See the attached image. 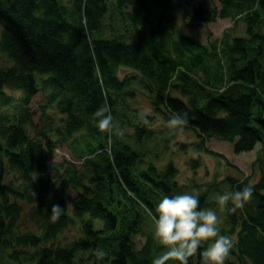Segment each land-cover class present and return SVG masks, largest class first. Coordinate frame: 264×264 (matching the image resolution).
<instances>
[{"label":"trees","instance_id":"16d2710c","mask_svg":"<svg viewBox=\"0 0 264 264\" xmlns=\"http://www.w3.org/2000/svg\"><path fill=\"white\" fill-rule=\"evenodd\" d=\"M219 1L224 12L231 9L243 17L248 38L207 44L178 29L168 31L176 23L175 0H116L132 29L127 39L92 38L107 13V0H73L77 20L61 0H0V52L11 62L0 67V251L11 246L12 235L15 246L35 248L25 259L11 247L7 256L24 264H75L80 251L98 253L106 264H152L163 254L167 246L156 239L145 206L154 211L164 195L182 192L185 185L175 181L171 163L163 170L152 164L136 167L141 154L127 137L133 134L140 143L153 134L126 114L136 111L126 102L134 96L129 85L136 77L164 119L175 111L188 112L186 126L198 140L180 143L181 150L223 157L205 146L206 137L233 143L236 153L263 141L264 65L248 54L251 42H258L256 53L264 46V33L255 30L264 0ZM120 67L137 75L120 76ZM8 91H19V98ZM40 92L45 108L55 104L64 115L56 139L41 131L29 133L34 117L30 104ZM105 103L113 115L110 130L96 122V110ZM123 124L135 126L130 135L121 134ZM56 143L83 158L85 168L64 160L49 163ZM227 180L231 190L249 185L246 178ZM251 186L253 198L244 209L226 210L229 229L224 233L236 236L232 252L237 261L228 256L225 264H264V174ZM70 187L79 190L74 197L67 192ZM203 188L201 208L210 190ZM21 203L30 208L42 234L14 232ZM53 204L62 206L57 219ZM75 218L81 221L82 235L70 245L54 243ZM93 219L101 225L96 227ZM138 235L145 236L141 247ZM208 246V241L202 244L189 264H202L201 253Z\"/></svg>","mask_w":264,"mask_h":264},{"label":"rangeland","instance_id":"374dc122","mask_svg":"<svg viewBox=\"0 0 264 264\" xmlns=\"http://www.w3.org/2000/svg\"><path fill=\"white\" fill-rule=\"evenodd\" d=\"M61 1L66 5L68 11L70 10L69 15L72 19H79V16L74 14L73 0ZM175 1L176 23L167 27L168 31L172 33H175L174 29H178L182 33L207 44L218 40H229L228 42H230L233 37H249L247 25L243 17L234 14V11L231 9L224 12L225 9L221 6L219 0H213L215 17L206 22L196 21L191 17V0ZM107 3L108 10L102 19L101 27L99 31L93 34L92 38H104V36L113 37L118 35H121L124 39L130 38L132 29L128 21L124 19L123 12L118 8L116 0H107ZM124 10L127 11L129 9L124 8ZM188 12L190 15L187 14ZM259 15L260 21L258 26H255V30L259 33H264V10H261ZM218 45H220V43H218ZM257 45L258 42H251L248 55L251 59L256 56L259 57L264 65V46L256 53ZM221 60L224 61L223 58ZM10 65L11 62L0 52V67ZM136 73L137 72L127 67H120L118 70L120 76H136ZM129 87L135 92L132 98L126 99V102L136 111L134 112L132 110L126 114H128L132 123H138L140 126H146L153 130L151 137H144L140 143H136L133 141L134 137H131L133 136L131 133L135 126L123 124V128L122 125L120 127L121 134H131L127 137V142L131 144L132 148L139 150L141 154L142 160L136 164L138 169H145L148 165L152 164L157 170H163L168 163H171L176 169V174L174 176L175 181L179 186L185 185L182 192L188 190L189 192H196L200 195L201 191L204 190L203 187L210 189L205 200L207 204L203 205L202 208L216 207L217 202L215 197L224 191L231 190L227 180L229 177L238 180L246 178L249 185H253L260 180L264 174V139L263 141L257 142L252 150L236 153L233 149V143L213 136L206 137L205 146L210 150L222 154L223 157L208 154L204 151L190 149L181 150L179 147L180 143L198 140L195 130L191 127L184 126L181 130H177L176 132L170 131L169 128L162 123L165 120L163 116L158 114L153 106H151L150 98L143 89V84L139 82L138 77L132 80ZM8 92L14 97L19 98L20 96L19 91ZM171 93L178 95V93L174 91H171ZM46 104L47 102L42 92L38 93L33 98L30 107L34 117L33 125L29 127V133L35 134L37 131H41L56 139L54 133L60 124V118L64 117V115L58 112L55 108L57 107L55 104L45 108ZM12 107L9 108V112L13 111ZM142 109L150 110L146 121L138 115ZM124 117L125 116H122V119ZM108 149L107 142L106 150ZM63 160L73 163L78 169L85 168L82 165L83 158L72 156L69 149L64 144L56 143L53 152L50 154L49 163H59ZM194 162L197 164L194 165ZM51 174L53 177H56L55 171H52ZM78 191L79 190L70 187L67 192L71 197H74ZM21 204L23 205L22 214L18 222H16L17 225L14 232L22 231L36 235L42 234V230L38 228L35 218H33L32 215L30 216V208L24 203ZM71 213V207L69 206L67 214L71 215ZM226 213V210L218 211V227L221 233L229 229L228 222L225 221ZM84 218H87V215H85ZM80 222V219H73L66 228L56 234L53 242L58 245H70L73 240L82 235ZM93 223L98 227L101 225V220L93 219ZM151 224H153V222ZM144 232L150 233V230H144ZM230 235L233 237L234 241H236L235 234L232 233ZM9 237H11L9 238L11 239V246L0 251V264H24L12 260L7 256V253L11 252L13 248L20 251V256H26L24 257L26 259L32 256L31 254L35 252V248L29 246H15L12 242V235ZM136 239L137 241H141L139 243V247H141L142 242L145 241V236L138 235ZM156 239L159 240V238ZM51 242L52 240H49L46 243L50 244ZM165 250L166 249H164V251ZM234 250L235 243L229 255L230 261L232 262L237 261L232 252ZM75 259L77 260L75 264H106L102 263L98 253H93L91 251L77 252ZM166 264H179V262L175 259H170Z\"/></svg>","mask_w":264,"mask_h":264},{"label":"clouds","instance_id":"9594fccd","mask_svg":"<svg viewBox=\"0 0 264 264\" xmlns=\"http://www.w3.org/2000/svg\"><path fill=\"white\" fill-rule=\"evenodd\" d=\"M149 111L142 109L138 115L146 121ZM95 115L98 126L111 129L113 115L110 105L105 103L96 110ZM188 120L187 111H175L162 123L170 131L176 132L186 126ZM252 198L253 186L244 185L218 194L215 197L216 207L201 208L199 194L187 191L164 195L154 211L145 206L154 221V235L167 246L162 255L153 258L152 264H166L170 259H175L179 264H189V258L206 241L209 246L201 253L202 264H225L235 241L230 234L221 233L218 211L242 210ZM51 209L54 210L53 219L59 218L62 206L53 204ZM100 254L103 255V252Z\"/></svg>","mask_w":264,"mask_h":264},{"label":"water","instance_id":"95a60500","mask_svg":"<svg viewBox=\"0 0 264 264\" xmlns=\"http://www.w3.org/2000/svg\"><path fill=\"white\" fill-rule=\"evenodd\" d=\"M191 17L196 21L206 22L215 17L213 0H191Z\"/></svg>","mask_w":264,"mask_h":264}]
</instances>
